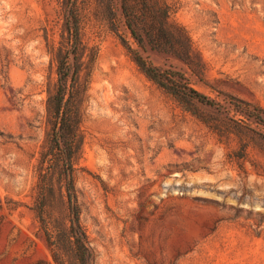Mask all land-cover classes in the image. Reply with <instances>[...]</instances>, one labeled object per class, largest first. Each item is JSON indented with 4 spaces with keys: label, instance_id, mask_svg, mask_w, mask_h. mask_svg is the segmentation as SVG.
Wrapping results in <instances>:
<instances>
[{
    "label": "rangeland",
    "instance_id": "374dc122",
    "mask_svg": "<svg viewBox=\"0 0 264 264\" xmlns=\"http://www.w3.org/2000/svg\"><path fill=\"white\" fill-rule=\"evenodd\" d=\"M170 2L192 66L139 46L119 0L116 15L108 0H0V264H56L33 207L72 12L65 99L82 139L73 176L91 264H264V0ZM121 37L215 105L187 108ZM53 179L54 224L68 206L67 178Z\"/></svg>",
    "mask_w": 264,
    "mask_h": 264
},
{
    "label": "trees",
    "instance_id": "16d2710c",
    "mask_svg": "<svg viewBox=\"0 0 264 264\" xmlns=\"http://www.w3.org/2000/svg\"><path fill=\"white\" fill-rule=\"evenodd\" d=\"M114 1L108 0V9L116 15ZM119 1L125 23L139 46L169 52L191 66L194 64L198 53L193 39L187 28L173 18L176 9L170 0ZM68 23L67 40L63 41L59 47L60 83L56 93L50 96L47 101L48 121L51 130L48 149L44 152L45 160L42 161L43 181L39 183L38 196L33 209L40 219L56 264H91L92 253L87 231L81 222V208L75 192L73 176L75 153L80 148L82 139L77 132L76 111L72 103V96L65 99V81L68 79L70 66L68 58L71 53H76V44L79 39L76 15L73 12ZM121 38L147 77L172 94L187 108L193 101L215 105V102L207 95L192 87L183 73L153 65L128 45L124 37ZM46 162L49 164L44 168ZM56 173L64 174L67 178L68 207L67 214L58 219V223L53 224L49 212V200L55 184L53 175ZM10 202L14 204L13 207L21 204L14 200Z\"/></svg>",
    "mask_w": 264,
    "mask_h": 264
}]
</instances>
